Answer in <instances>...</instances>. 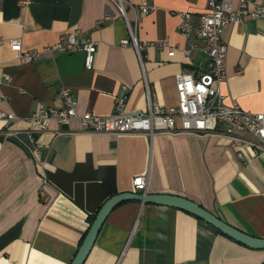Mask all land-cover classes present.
Masks as SVG:
<instances>
[{"label": "crops", "instance_id": "1", "mask_svg": "<svg viewBox=\"0 0 264 264\" xmlns=\"http://www.w3.org/2000/svg\"><path fill=\"white\" fill-rule=\"evenodd\" d=\"M128 1L152 5L140 14L126 9L130 21L139 15L138 40L148 41L141 58L131 44H120L129 32L112 0H0V109L20 117L0 118V264H68L88 216L128 190L187 196L264 236V149L242 143L251 138L245 131L223 133L219 122L208 133L91 132L73 117L67 123L52 118L29 138L27 117L42 105L63 106V87L75 96L78 113H109L118 95L133 111L146 108V82L159 102L175 104V74L205 67L204 39L181 31L177 14L190 11L196 25L205 0ZM74 29L97 41L91 67L83 50L42 49L24 62L7 43L18 37L23 49H41ZM220 37L226 43L223 100L264 110V18L227 23ZM36 141L45 144L39 157ZM137 174L145 175L144 190L133 186ZM81 264H264V247L236 241L182 208L126 198L108 212Z\"/></svg>", "mask_w": 264, "mask_h": 264}, {"label": "built area", "instance_id": "2", "mask_svg": "<svg viewBox=\"0 0 264 264\" xmlns=\"http://www.w3.org/2000/svg\"><path fill=\"white\" fill-rule=\"evenodd\" d=\"M118 11L124 16L129 36L120 38V44H131L141 58V50L148 44L147 40H138L136 28L139 15L130 21L126 15L127 5L138 13H144L152 5L141 3L134 6L128 0H112ZM248 4H251L249 7ZM249 7V8H248ZM178 28L183 32L193 31L205 41L207 59L205 67L197 74L180 71L175 74L177 100L175 104L166 105L157 100L155 94L145 83L146 108L128 111L125 109L124 95L115 98L113 110L106 114H98L91 110L82 113L76 111V98L67 87L59 90L63 106H40L38 110L28 116L30 125L26 132L31 140L34 133L47 128L48 121L55 119L59 123H67L70 118L78 117L83 130L91 132H131L143 131L153 134L156 131L164 132H214L217 123H224L223 133L233 134L236 131H245L251 138H244L241 142L252 147L264 149V110H250L242 108L230 100L225 102L219 91V82L225 77L226 43L220 37L221 28L227 24L241 20L245 16H260L264 18V0L249 1L236 0H205V7L197 14L198 22L192 25L191 14L188 10H179ZM77 29L64 32L59 38L40 48L23 49L18 37L7 39L8 45L17 51L20 60L27 62L40 54L42 49L55 53L58 51L83 50L84 65L91 67L97 48V41L87 35H78ZM3 41L0 36V43ZM170 48L169 53H173ZM0 118L14 122L20 117L13 112L0 109ZM6 135L14 136L15 132L6 129ZM45 144L35 142L34 154L40 156ZM236 154L240 155L237 151ZM146 178L143 174L133 176L132 183L135 190L145 189Z\"/></svg>", "mask_w": 264, "mask_h": 264}, {"label": "water", "instance_id": "3", "mask_svg": "<svg viewBox=\"0 0 264 264\" xmlns=\"http://www.w3.org/2000/svg\"><path fill=\"white\" fill-rule=\"evenodd\" d=\"M126 198H137L141 201L164 203L182 208L210 223L216 229L220 230L236 241H239L250 247H264V236L253 235L231 225L187 196L170 192H138L128 190L112 194L100 205L81 243L79 244L76 252L68 264L82 263L108 212L118 202Z\"/></svg>", "mask_w": 264, "mask_h": 264}, {"label": "trees", "instance_id": "4", "mask_svg": "<svg viewBox=\"0 0 264 264\" xmlns=\"http://www.w3.org/2000/svg\"><path fill=\"white\" fill-rule=\"evenodd\" d=\"M97 212V211H96ZM95 212V213H96ZM95 213L94 214H92V215H89L88 217H89V219L92 221V219L94 218V216H95ZM218 230V229H217ZM219 232H221L220 230H218ZM221 233H223V232H221ZM224 234V233H223Z\"/></svg>", "mask_w": 264, "mask_h": 264}]
</instances>
